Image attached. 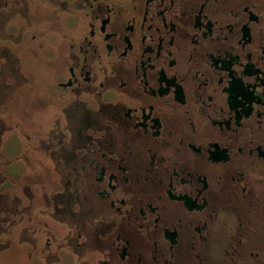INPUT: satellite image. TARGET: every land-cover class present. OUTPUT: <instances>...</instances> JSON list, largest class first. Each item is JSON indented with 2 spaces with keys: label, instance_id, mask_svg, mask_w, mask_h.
Masks as SVG:
<instances>
[{
  "label": "flooded vegetation",
  "instance_id": "obj_1",
  "mask_svg": "<svg viewBox=\"0 0 264 264\" xmlns=\"http://www.w3.org/2000/svg\"><path fill=\"white\" fill-rule=\"evenodd\" d=\"M0 77L1 263L264 264V0H0Z\"/></svg>",
  "mask_w": 264,
  "mask_h": 264
},
{
  "label": "rangeland",
  "instance_id": "obj_2",
  "mask_svg": "<svg viewBox=\"0 0 264 264\" xmlns=\"http://www.w3.org/2000/svg\"><path fill=\"white\" fill-rule=\"evenodd\" d=\"M24 61H25L26 67L28 68V71L30 72L31 77L32 78L36 77V75L38 74V70H39L40 66L34 65L33 62L31 61V59L28 56L25 57ZM41 73H42V71H41ZM1 82L2 81H1V77H0V83ZM30 154H31V163H32L31 166L26 167L24 169L23 173L11 172L12 176H18V177L23 178V174H24L27 178H30V181L35 180V182H41L42 179L47 177L48 172L45 171V170L37 169L35 167V159L33 158V153H30ZM12 256L13 257L10 258L11 262H9V263L8 262H2V263L0 262V264H19V260H20L19 256H20V254L18 252H14L12 254ZM5 261H8V260H5Z\"/></svg>",
  "mask_w": 264,
  "mask_h": 264
}]
</instances>
